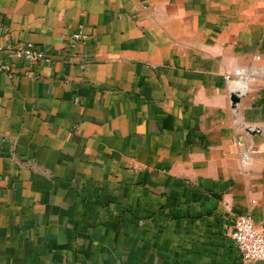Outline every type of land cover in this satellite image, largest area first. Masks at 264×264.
Segmentation results:
<instances>
[{
  "label": "crops",
  "instance_id": "obj_1",
  "mask_svg": "<svg viewBox=\"0 0 264 264\" xmlns=\"http://www.w3.org/2000/svg\"><path fill=\"white\" fill-rule=\"evenodd\" d=\"M18 42L52 62L2 58L0 264H242L235 219L264 223V0H0Z\"/></svg>",
  "mask_w": 264,
  "mask_h": 264
},
{
  "label": "built area",
  "instance_id": "obj_2",
  "mask_svg": "<svg viewBox=\"0 0 264 264\" xmlns=\"http://www.w3.org/2000/svg\"><path fill=\"white\" fill-rule=\"evenodd\" d=\"M82 39L81 33L73 36L76 42ZM4 56L20 60L30 67L52 62V57L45 49L32 43L18 42L6 45L0 43V71L6 73H11V67L3 61ZM237 77L242 79V72ZM226 80H231V77L227 76ZM231 239L239 252L242 264L264 260V223L256 224L249 216H240L234 221Z\"/></svg>",
  "mask_w": 264,
  "mask_h": 264
},
{
  "label": "water",
  "instance_id": "obj_3",
  "mask_svg": "<svg viewBox=\"0 0 264 264\" xmlns=\"http://www.w3.org/2000/svg\"><path fill=\"white\" fill-rule=\"evenodd\" d=\"M240 98L241 94L239 92H233L231 94V103L233 107H235L239 103ZM253 264H264V260H256Z\"/></svg>",
  "mask_w": 264,
  "mask_h": 264
}]
</instances>
